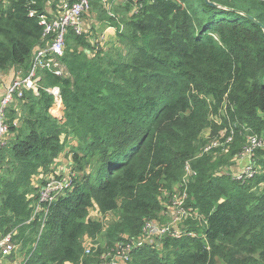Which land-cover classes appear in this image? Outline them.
<instances>
[{
    "label": "trees",
    "instance_id": "obj_1",
    "mask_svg": "<svg viewBox=\"0 0 264 264\" xmlns=\"http://www.w3.org/2000/svg\"><path fill=\"white\" fill-rule=\"evenodd\" d=\"M207 1L121 0V15L98 5L102 29L115 39L94 44L86 31H69L65 75L44 74L38 94L18 101L20 117L8 114L0 235L18 229L23 264H99L83 251L84 238L97 245L104 230L89 218L94 205L102 215L118 214L108 245L132 240L161 210V192L179 182L204 130L220 122L234 132L231 159L241 150L234 149L241 129L264 136V0ZM45 2L0 0V71L28 69L42 40ZM49 87L60 89V120L49 113ZM69 138L82 152L74 157L79 172L90 161L92 172L51 205L33 249L36 222L21 226L31 217L32 181L50 171ZM256 154L259 171L241 181L214 167L222 160L197 159L186 207L204 221L201 235L166 238L164 254L139 247L131 264H264V149ZM169 249L180 252L171 256Z\"/></svg>",
    "mask_w": 264,
    "mask_h": 264
},
{
    "label": "built area",
    "instance_id": "obj_2",
    "mask_svg": "<svg viewBox=\"0 0 264 264\" xmlns=\"http://www.w3.org/2000/svg\"><path fill=\"white\" fill-rule=\"evenodd\" d=\"M91 2L92 0H59L58 3H54L52 13L43 14L39 17V24L43 30L42 40L33 50L31 62L26 73L12 80L0 99V151L7 145L9 134L8 114L12 104L22 100L26 93L38 94L40 88H42L41 83L44 74L48 73L57 78L65 75L66 71L62 58L66 36L69 31H73L76 35H81L85 32L83 18L90 10ZM108 2L109 0H98L99 5L102 7H107ZM33 14L34 12H31L30 16H33ZM108 14L111 15V13ZM45 92L53 98L54 103L49 113L53 118L60 120L62 117V101L59 87H49L45 89ZM234 135L231 130L221 140L211 141L203 145L200 155L197 154L193 159H199L214 150L232 145ZM260 149H264V136L250 134L246 137L245 144L241 147L239 155L241 158L251 159L254 153ZM189 161L185 164L184 175L179 180V196L173 197L174 213L170 223L168 225H160L153 220L146 221L138 237L129 241L115 242L111 247L105 249L98 258L99 264H131L132 252L135 249L145 245L160 249V244L163 245L166 238L171 240L182 238L184 235L182 224L199 218L198 210L192 207L188 208L185 204L188 199V185L193 182L197 175L196 171L191 167V161ZM73 167L74 165L65 166L61 171L56 172V175L40 172L33 178L32 186L35 192L29 197L31 200V217L28 221L21 224V226H28L34 222L37 224L38 232L34 242L31 244L33 249L44 229L51 205L73 189L76 180H73ZM256 168L257 166L254 164V167H250L248 172L233 176L237 181H241L243 178H250L255 173ZM97 211L99 212L98 208ZM99 214L102 215L100 212ZM17 236V228L10 229L0 235V264L24 263L27 251H22V243L17 239ZM155 239H159L160 243L156 244L154 242ZM92 249H94V246L83 247L84 255L90 256Z\"/></svg>",
    "mask_w": 264,
    "mask_h": 264
},
{
    "label": "rangeland",
    "instance_id": "obj_3",
    "mask_svg": "<svg viewBox=\"0 0 264 264\" xmlns=\"http://www.w3.org/2000/svg\"><path fill=\"white\" fill-rule=\"evenodd\" d=\"M54 3H58V0H46L45 6L48 9H51V8H54ZM121 3H122L121 0H109L107 7H102V6L101 7L104 11H106V13L108 12V13L114 14V12H116L117 15H121L123 12ZM98 5H99L98 0H92L90 10L88 11L86 17L84 18V22H85L84 30L90 34L91 40L94 42V44H96L98 40L105 41L106 40L105 33L107 32L105 29H102V26L105 25V23L99 17V13H100L99 7L100 6H98ZM131 13L132 12H130L129 15ZM13 105H14V103H13ZM215 125L217 126V129L214 128V129H211V131L204 130L202 132V134L200 136L201 141H199L197 143L196 154L194 155V157L197 154L200 155L201 150H202L201 147L203 145L208 144L211 141L221 140L222 138H224L228 134L229 129L222 128V126L220 125V122H216ZM241 130H242L241 132H238V135L240 137V143H237L236 146L234 147V149H237V148L241 149V147L245 144L246 137L250 134H255V133L250 132V130H246V129H244V130L241 129ZM256 135H258V134H256ZM258 136H262V135H258ZM235 139H236V135H234V140ZM235 142H236V140H235ZM233 143H234V141H233ZM231 149H232L231 145L224 147L223 149L220 148V149L212 151L207 156L205 155V157H207L208 162H210L212 164H218V162L220 160H222L223 164L221 166L220 165H214V167H217L218 171H222V172H225V173H228L231 175H235V176H237L239 174H243L245 172H248L250 167H254V164L256 165L258 160H259V157L256 153H254V155L251 159L241 158L239 155L240 151L238 152V154L234 158L231 159L230 158V153L232 151ZM75 155L81 157L82 152L78 150L77 140L69 138L65 142L63 153L57 157L58 158L57 161H54L55 165L53 164L54 165L53 169L51 167L50 171L47 172L46 174L56 175V172L60 171V169L62 168V166L64 164L68 167H69V165H74V167L72 168L73 169L72 172L74 174L73 180L80 179V177L84 173L91 174L90 172H92L91 171L92 161H90L89 164L85 166L84 172H79V170L76 167L77 165L75 163V160H74ZM196 160L197 159L191 160V167L192 168H193V163ZM254 160H255V162H254ZM258 171H259V167L256 168L255 172H258ZM183 175H184V173L182 174V176ZM1 176H2V172L0 171V177ZM179 182L172 184L170 190L161 192L160 197L158 198L159 203L161 205V210L157 213V215L153 221L159 223L160 225H168L170 223L172 217H173L174 210H173L172 202H173L174 196H176V197L179 196V193H180ZM187 201H188V199L185 201V204L187 203ZM97 208L98 207L96 205H94L89 210L90 220L91 221H100L104 226V230H103L102 234L100 236H98V238H97V242H98L97 245H92L91 240L88 238H84V240H83V247L94 246V249H92V254L89 257L84 255L85 257L90 258L88 260H91L94 258V261H92V262H96L97 257H99L105 249H107V248H109V246H111V245H108L109 241H108L107 231L110 228V226L117 221V216H118L117 213H108L106 215H100L99 212L97 211ZM199 218L186 221L182 224L181 227H182L183 233H184V235L182 237H185V236L194 237V236L201 235L202 230L205 227V223L201 218L200 219ZM154 242L156 244H159L160 240L155 239ZM161 245L162 244H160L159 248H161ZM162 250H163V248L159 249L158 251H162ZM168 252H169V255L173 256V254L179 253L180 250L179 249H169ZM168 252L166 254H168ZM162 254H164V250L162 251ZM217 264H221V263L217 262Z\"/></svg>",
    "mask_w": 264,
    "mask_h": 264
},
{
    "label": "crops",
    "instance_id": "obj_4",
    "mask_svg": "<svg viewBox=\"0 0 264 264\" xmlns=\"http://www.w3.org/2000/svg\"><path fill=\"white\" fill-rule=\"evenodd\" d=\"M53 10H54V8H51V9H46V12L47 13H52L53 12ZM104 29V28H103ZM107 32L105 33V38H106V40H105V42H112L114 39H115V35H114V32L110 29V30H108V29H105ZM109 38V39H108ZM108 39V40H107ZM108 46V45H107ZM26 68H24V67H20V66H15V67H12V68H9V69H7V70H5V71H0V99H1V97L3 96V94H4V92H5V90H6V88L9 86V84L12 82V80H14V79H16V78H19V77H21V76H23L25 73H26ZM18 108H19V102L18 101H16V102H14V105L12 104V106L10 107V109H9V113H12V111L13 110H15V112H17V114H18V117H20V115H21V110H18ZM8 120H10L9 119V117H8ZM12 124L13 125H19L20 124V122H19V120L18 119H16L14 122H12ZM12 135L9 133V136L7 137V141H9L12 137H11ZM58 160V158L57 159H55V161H57ZM55 165V164H54ZM54 165H52V169H53V167H54ZM66 165L64 164L63 166H62V168H64ZM61 168V169H62ZM61 169H60V171H61ZM57 172H59V171H57ZM68 264H70V263H68Z\"/></svg>",
    "mask_w": 264,
    "mask_h": 264
},
{
    "label": "water",
    "instance_id": "obj_5",
    "mask_svg": "<svg viewBox=\"0 0 264 264\" xmlns=\"http://www.w3.org/2000/svg\"><path fill=\"white\" fill-rule=\"evenodd\" d=\"M206 2H208L207 0H205ZM260 26H261V28H262V30H263V32H264V27L260 24Z\"/></svg>",
    "mask_w": 264,
    "mask_h": 264
}]
</instances>
